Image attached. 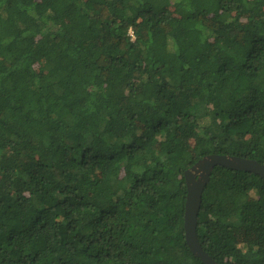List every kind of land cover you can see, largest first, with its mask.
Segmentation results:
<instances>
[{
  "label": "trees",
  "instance_id": "1",
  "mask_svg": "<svg viewBox=\"0 0 264 264\" xmlns=\"http://www.w3.org/2000/svg\"><path fill=\"white\" fill-rule=\"evenodd\" d=\"M212 154L264 164V0H0V264H203ZM196 233L264 264V181L216 167Z\"/></svg>",
  "mask_w": 264,
  "mask_h": 264
},
{
  "label": "water",
  "instance_id": "2",
  "mask_svg": "<svg viewBox=\"0 0 264 264\" xmlns=\"http://www.w3.org/2000/svg\"><path fill=\"white\" fill-rule=\"evenodd\" d=\"M216 167L246 172L264 181V164L257 161L228 155H208L199 159L184 172L186 198L184 203L183 231L185 243L193 256L203 264H219L202 249L197 239L196 227L204 189Z\"/></svg>",
  "mask_w": 264,
  "mask_h": 264
},
{
  "label": "rangeland",
  "instance_id": "3",
  "mask_svg": "<svg viewBox=\"0 0 264 264\" xmlns=\"http://www.w3.org/2000/svg\"><path fill=\"white\" fill-rule=\"evenodd\" d=\"M237 233V240H238V242L239 241H248V239L247 238H244L239 232H236ZM242 238H244V239H242ZM241 245H243V244H241Z\"/></svg>",
  "mask_w": 264,
  "mask_h": 264
}]
</instances>
